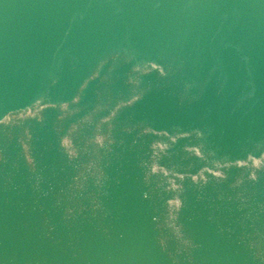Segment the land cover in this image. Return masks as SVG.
I'll use <instances>...</instances> for the list:
<instances>
[{
  "label": "water",
  "instance_id": "1",
  "mask_svg": "<svg viewBox=\"0 0 264 264\" xmlns=\"http://www.w3.org/2000/svg\"><path fill=\"white\" fill-rule=\"evenodd\" d=\"M0 264H264V0H0Z\"/></svg>",
  "mask_w": 264,
  "mask_h": 264
}]
</instances>
